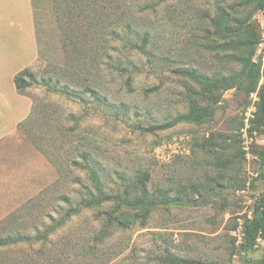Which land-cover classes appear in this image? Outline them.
<instances>
[{
  "label": "rangeland",
  "instance_id": "rangeland-1",
  "mask_svg": "<svg viewBox=\"0 0 264 264\" xmlns=\"http://www.w3.org/2000/svg\"><path fill=\"white\" fill-rule=\"evenodd\" d=\"M89 1L75 31L61 0H34L38 58L30 67L37 80L26 90L33 117L27 136L20 131L11 144L0 145V239L8 235L3 220L12 215L16 219L9 229L37 219L47 225L63 219V196L76 198L84 186L93 185L88 171L79 168L67 170L76 169L64 183L54 163L82 162L80 154L87 151L93 165L111 172L116 190L125 189L119 173L142 172L148 176L146 196L182 202L144 209L142 226L135 218L130 227L114 225L108 254L117 255L108 264H264V240L255 250L241 252L243 221L253 216L264 190L259 179L264 166V12L257 0L115 1L107 11L111 29L120 32L119 23L130 20L149 36L142 41L131 34L108 35L102 43L95 35L101 28L97 7ZM74 32L83 41L78 65H95L93 60L108 54L98 60L103 72L94 79L101 90L98 102L88 94L86 102L69 98L41 80L56 78L68 63L65 44L69 55L76 54ZM234 55L250 57L254 70L255 79L243 86L206 92L198 81L174 73L191 68L211 80L238 76L244 66L230 59ZM131 62L140 72L132 74L128 86L129 74L109 64L126 69ZM193 107L208 115L196 118ZM93 215L85 212L49 238L57 243L75 232L78 239L85 218ZM41 249V243L3 248L0 264L26 254L38 259Z\"/></svg>",
  "mask_w": 264,
  "mask_h": 264
},
{
  "label": "trees",
  "instance_id": "trees-1",
  "mask_svg": "<svg viewBox=\"0 0 264 264\" xmlns=\"http://www.w3.org/2000/svg\"><path fill=\"white\" fill-rule=\"evenodd\" d=\"M32 1L34 3V0ZM85 1H87V4H91L89 0H61L60 5L64 10L65 16L69 20H73L74 28L71 30L75 29V31H79L78 29H80V23L79 21L77 22V19L82 16L83 9L86 8V6H89L85 4ZM115 1L120 0H93V3L97 7V14L95 17L98 21H96V25L98 23L97 26L101 27L99 32L95 35L98 37L100 42L103 40L104 36L110 35L112 37H119L122 33H124L126 36L131 34L134 36V38H140V40L146 41L149 35L147 33L142 35V32L137 31L130 20L129 21L131 23L128 20V22L125 21L123 24L119 23L120 27H122L120 32L117 31L118 29H111L110 23L107 24L106 21L111 19V14H109L107 11L110 9L113 10L112 6ZM257 7L264 12V0H257ZM131 19H135V16H132ZM70 24L67 23L66 26L68 25V27H70ZM90 34H85V37L89 39ZM75 35L76 36L71 40V42L75 47L72 53L76 54L72 56L69 55L71 52H69V49L67 50L68 44H65L64 49L68 55V63L62 67L61 73L56 78H54V76H48V78L42 77L41 80L44 84L49 85L52 83L54 91L57 90L58 93L68 95L69 98L79 99L86 102V95L88 94L90 97L95 99L96 102H98L101 99V90L95 88L94 79L100 77V72H103V68L98 60L102 57L104 59L108 54L103 53L102 57L100 56L95 61L93 60V62H96L95 65H90L87 62L83 63L82 65H78L76 60L80 59L76 58L80 57L81 54L77 52H79L80 47H82L83 41L80 37V34L78 35V33H76ZM68 36L69 34H67V37ZM131 41L134 42L133 39ZM104 51L106 52V50ZM87 57L90 56L87 55ZM230 59L243 64L244 70L240 75L211 80L208 77L201 75L197 70L191 68H179L176 69L174 73L181 77H188L198 81L202 89L206 92H211L213 89H218L220 86H225L227 88L237 84L239 86H243V82L253 81L255 79L254 70L251 68L252 64L250 57L234 55L231 56ZM110 64L109 68L119 71L122 73V75L125 73L129 74L127 80L128 86H131L132 74L135 71L140 72L139 66L135 65L134 62H131L130 66L126 69L124 68L123 64L116 66ZM95 72L98 75H95ZM87 75L91 76L90 80L85 79L87 78ZM241 77L242 79H240ZM36 80L37 76L36 73L33 72L32 68H25L15 77V84L18 92L22 95H26V90L32 83L36 82ZM72 83L76 84L78 87L80 86L83 88V90L78 87L72 89ZM97 83L98 82H96V84ZM106 100L108 101L109 99L106 98ZM193 113L195 117L199 119L208 115V112L202 111L197 107H193ZM32 117L33 113H31V115L26 120L19 124V130L26 134V136V127L31 122ZM40 150L45 156H49L42 146L40 147ZM80 155L82 162L76 161L74 159H67L66 162H59V164L57 162L54 163L58 169L60 180L66 183L65 181H67V179H69V177L76 170H73V172L67 171L72 168H79L80 170L85 171L87 170L94 189L84 186L85 190L77 192L79 196L76 198L69 197L68 195L63 196V200L67 204L66 215L61 221L56 222L54 225H47L42 219H37L33 224H29L28 222L25 223L24 226L22 225V227L9 229V223L12 224L15 222L16 215H12L3 220L4 225L2 226L5 231H8V235L0 239V251L3 248H9L11 246H17L20 244H26L29 247H32L38 243L42 244L41 256L38 259H34L33 257H30L29 254H26L24 255V258L10 262L8 260V263L108 264L112 259H115L117 255L114 254L112 256V254H108V245L113 237L114 225L127 228L135 224V218L141 220L142 226L146 223L144 220L146 214V212H143L144 209L158 208L161 205H180L182 203L180 200L171 198L153 200L151 195L146 196V194H148V176H144L142 172L134 176H127L126 174L123 175L119 173L117 178L118 180H121V183L124 185L125 189L116 190L113 187L115 185L113 176L107 167H104L100 163H95L93 165L94 160H92L90 154L87 151L81 152ZM259 179L264 184V166L261 168L259 173ZM76 180L80 181L79 178H76ZM143 195H145V198ZM87 211L94 213V215L91 217V219H88L87 217L85 218L87 219L84 221L85 228H80L78 239H74L75 235H73V233L75 232H70L68 239L61 242L58 241L57 243L49 238L50 235L56 234V231L59 229V227L72 223L74 218H84L83 214ZM95 222L98 223L97 226L94 224ZM29 227L31 232L29 231ZM242 234L243 243L241 245V252L255 250L259 245L258 240H264V190L261 193L260 198L254 203L253 216L251 218L246 217L244 219L242 224ZM47 244L50 246L49 248H45Z\"/></svg>",
  "mask_w": 264,
  "mask_h": 264
},
{
  "label": "crops",
  "instance_id": "crops-1",
  "mask_svg": "<svg viewBox=\"0 0 264 264\" xmlns=\"http://www.w3.org/2000/svg\"><path fill=\"white\" fill-rule=\"evenodd\" d=\"M38 56L32 0H0V145L20 135L19 124L33 108L18 92L15 77Z\"/></svg>",
  "mask_w": 264,
  "mask_h": 264
}]
</instances>
